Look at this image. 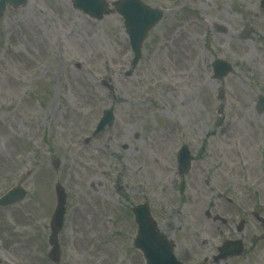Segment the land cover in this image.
Here are the masks:
<instances>
[{"label":"rangeland","instance_id":"1","mask_svg":"<svg viewBox=\"0 0 264 264\" xmlns=\"http://www.w3.org/2000/svg\"><path fill=\"white\" fill-rule=\"evenodd\" d=\"M143 1L164 15L136 66L115 9L100 19L72 0H27L0 15V196L26 191L0 206V264H145L133 244L145 202L178 258L202 262L209 240L216 252L228 230L245 235L235 230L245 210L264 207L261 0ZM217 58L233 64L224 79L213 78ZM110 106L115 123L93 135ZM184 143L192 166L181 175ZM59 181L68 219L54 262Z\"/></svg>","mask_w":264,"mask_h":264},{"label":"water","instance_id":"2","mask_svg":"<svg viewBox=\"0 0 264 264\" xmlns=\"http://www.w3.org/2000/svg\"><path fill=\"white\" fill-rule=\"evenodd\" d=\"M26 1L27 0H0V14L4 12L7 3H11L13 6H19ZM74 5L94 17L101 18L105 13L109 12L108 2L106 0H74ZM115 6L117 11L125 18L127 33L130 37L132 49L135 52L133 64H136L140 56L142 42L146 38L149 29L160 20L162 11L152 9L140 0H118L115 3ZM230 70L231 65L227 61L218 59L214 62L215 77L222 78ZM220 96L223 97L222 91H220ZM259 109H264L263 96L260 98ZM113 121V108L107 109L98 124L96 132L103 130L108 124L111 125ZM179 162L181 165V172L189 169L190 154L186 149L180 154ZM58 194L59 205L53 221L55 226L53 238H56V235L60 230L64 213L65 195L64 189L60 184L58 185ZM24 195L25 192L19 188L11 195L2 198L0 204L12 203L23 198ZM134 212L136 215V221L139 225L135 244L143 250L144 255L147 258V264H182L174 257L171 241L166 239L163 234L157 230L156 223L150 217L149 208L146 205H138L134 208ZM58 249V244L55 243V247L51 252L53 257L58 255Z\"/></svg>","mask_w":264,"mask_h":264},{"label":"flooded vegetation","instance_id":"3","mask_svg":"<svg viewBox=\"0 0 264 264\" xmlns=\"http://www.w3.org/2000/svg\"><path fill=\"white\" fill-rule=\"evenodd\" d=\"M242 233H245V235H243L242 237L244 243V250L242 253V257L245 258L242 264H253V260L255 261L254 264H264V246L259 247V244L264 241V208H260V212L248 211L247 218L243 220ZM191 235L195 237L196 235L195 231ZM233 236H234L233 230H228L227 236L221 235V237L223 238L222 244L229 237H230L229 239H237L234 238ZM189 239L190 237L184 241L186 246L189 248L190 246L196 247L195 240L191 241ZM211 242L212 240H209L210 244H208V246L211 245L212 247L208 249L209 252L203 258V262H200L198 260L199 255H195L197 259L193 260V262L190 264H221L220 260L215 259L218 254V250L216 253L212 252V250H214L215 247L214 244ZM251 252H253V254H251Z\"/></svg>","mask_w":264,"mask_h":264},{"label":"bare ground","instance_id":"4","mask_svg":"<svg viewBox=\"0 0 264 264\" xmlns=\"http://www.w3.org/2000/svg\"><path fill=\"white\" fill-rule=\"evenodd\" d=\"M243 47H244V49H245L246 51H250V47H249V46H245V45H243Z\"/></svg>","mask_w":264,"mask_h":264}]
</instances>
